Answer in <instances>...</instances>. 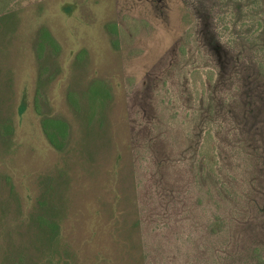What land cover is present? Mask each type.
<instances>
[{"label":"rangeland","instance_id":"rangeland-1","mask_svg":"<svg viewBox=\"0 0 264 264\" xmlns=\"http://www.w3.org/2000/svg\"><path fill=\"white\" fill-rule=\"evenodd\" d=\"M0 264H264V0H0Z\"/></svg>","mask_w":264,"mask_h":264}]
</instances>
